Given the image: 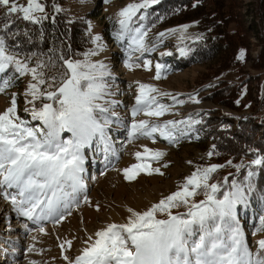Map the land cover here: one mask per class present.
Returning <instances> with one entry per match:
<instances>
[{
	"label": "snow or ice",
	"instance_id": "snow-or-ice-1",
	"mask_svg": "<svg viewBox=\"0 0 264 264\" xmlns=\"http://www.w3.org/2000/svg\"><path fill=\"white\" fill-rule=\"evenodd\" d=\"M155 3L157 0H141L121 9V32L117 35L122 36L124 30L131 32L129 25L140 9ZM0 6L6 8L5 16L22 13L21 18L32 23H40L47 18L42 0H27L26 5H19L16 0H0ZM12 23L9 19L3 27L7 29ZM185 27L182 26L181 30ZM135 32L136 35L132 36L135 50H149L144 43L146 33L138 28ZM180 51L184 54L183 49ZM238 58H243V50ZM61 59L65 70L57 75L46 76L42 71L43 64L37 62L35 67H30L26 61L18 59L10 53L5 37L0 35V73H6L11 68L21 75L31 74L32 80L25 94L31 97L27 102L33 105L32 118L42 122V126L31 127L17 115L15 94L11 105L0 112V188L16 190L15 194L2 191L0 195L9 200L20 215L37 221L58 216L56 222H59L64 218L61 208L66 209L71 203L70 193L66 189L74 193L83 186L82 150L87 145L98 139L104 145L105 152L111 149L106 128L111 123L110 107L116 102H104L108 87L104 77L109 73L102 63H91L87 59ZM148 64L146 60L144 67L147 68ZM161 67L160 64L156 65V79L160 78ZM8 83V80H4V87ZM4 87H0V91ZM157 92L152 85H138L135 104L131 109L133 120L130 137H151L159 133L161 137L173 141L177 138L175 132L184 134L179 128L184 123L182 121L155 123L148 119H135L140 113L146 117H161L169 110L168 106L160 104L156 96L152 95ZM41 99L48 102L37 106L34 102ZM192 99L198 102L195 97ZM110 115L116 116V113L111 112ZM61 132H70L71 138L62 140ZM145 153H150V156L145 158ZM134 155L143 162L122 170L126 180L135 179L140 172L160 171L159 168H151L149 160H158L163 153L145 146L144 153L136 152ZM228 163L231 164V161ZM251 164L259 165L261 159H253ZM219 167L223 165L197 168L185 177L176 191L145 211L129 208L127 222L108 223L97 230L85 241L86 246L79 255L74 258L64 255L67 264H264V239L257 241L255 253L250 252L243 244L236 221L237 206L247 202L244 188L233 180L231 190L224 191L218 197L221 185L210 183L211 174ZM234 167L239 171L244 165ZM251 175L253 173L249 172L248 176ZM201 192L203 200L192 199ZM180 207L185 211L172 212V209ZM158 213L165 214L167 218H157ZM259 221L257 230L264 231V215L259 217ZM224 228L227 229V236ZM39 230L44 231L43 228ZM65 243L71 247V241ZM63 247L61 245L62 255Z\"/></svg>",
	"mask_w": 264,
	"mask_h": 264
},
{
	"label": "rangeland",
	"instance_id": "rangeland-1",
	"mask_svg": "<svg viewBox=\"0 0 264 264\" xmlns=\"http://www.w3.org/2000/svg\"><path fill=\"white\" fill-rule=\"evenodd\" d=\"M242 1L246 4L253 0ZM133 2L139 3L141 0H67L63 5L62 8L68 12L71 18L82 17L86 20L88 33L92 37L91 47L78 60L87 59L91 63H102L109 73L104 77V82L108 85L104 102H116L110 107L111 123L106 128L111 149L105 152L104 145L97 139L82 150L84 172L81 173V179L85 186L77 189L75 193H71V189H66L70 193L71 203L66 209L61 208V214L64 217L62 220L56 222L59 219L58 216L39 221L24 220L27 217L21 215L26 231L22 236H19V239L13 240V242L8 241L2 236L3 232L0 234V253L2 254L0 264H30L33 261L36 264H67L64 255L70 258L79 255L86 246L85 241L94 232L105 227L109 222L116 224L127 222L129 216L121 218L124 210L128 212V208H131L135 211H145L161 198L176 191L178 186L184 182L185 177L199 168L198 162L205 155L203 144L195 140V136H192V127L198 122L196 117L198 111L217 108L223 113H231L235 117L253 116L256 113L264 115V105L262 106V102L258 100L260 95L256 86L252 90V93L255 94L252 99L246 96L247 84L241 88L237 98L238 102L244 105L242 111L232 110L210 100L200 99L201 95L205 93L204 87L213 78H204V74L209 73L211 66L212 70L217 66L215 61L189 65L185 69L177 71H173V63L166 64L164 62V57L170 58L171 51L174 49L180 56H184L180 51L182 48L176 46L195 36L196 22H187L184 25L157 32L140 29L142 33H146L144 43L149 49L147 51L135 50L136 46L132 44V36L136 35L135 29L137 28H133L131 24L129 25L132 29L131 32L124 30V34L118 36L117 34L121 32L119 12ZM16 3L26 5L27 0H16ZM246 19L250 21L251 17H246ZM182 26L187 27L181 30ZM161 33L164 35L161 36ZM95 37L98 39H94ZM256 42H258L257 39L254 36L251 37L250 43L255 45ZM254 45L250 48L249 56L251 58L249 60L244 57L240 58L237 67L222 71L219 77L237 85L245 79L247 80L250 75H254L256 71L251 69L250 64L257 58L259 49V46ZM241 50L244 53V49L240 47L237 57ZM88 53L92 54L86 55ZM11 54L26 61L30 67H35L39 62L36 56L31 62H28L23 56ZM146 60L149 62L147 68L144 67ZM157 64L162 66L159 79L155 78ZM4 80L9 81L7 87L3 85ZM31 80V74L21 75L11 68L6 70V73H0V87H4V90L0 91V112L11 105L12 96L15 94L17 115L26 121L28 126L37 127L42 126V122L32 118L33 105L27 102L31 100V97L25 94ZM139 84L154 86L158 92L152 93V95L156 96L160 104L168 106L169 110L161 117H146L140 113L135 119H148L155 123H163L168 120L182 121L184 123H181L179 128L183 131V135L175 132L174 135L177 138L173 141L161 137L159 133H154L151 137L129 136L133 120L131 109L135 104ZM250 84L253 85L252 82ZM159 93L168 95H159ZM192 97H195L198 102H194ZM177 101H183V103H177ZM37 102L40 105L48 101L41 99L34 103ZM111 112H115L116 116H111ZM192 121H196V123H192ZM101 122L103 121L101 120ZM60 137L62 140L70 139L71 133L61 132ZM145 146L163 153L158 160H149L151 168H159V172H140L133 180H126L123 171H120L119 174L110 173L122 165L128 168L132 164L143 162V160L138 161L134 154L136 152L144 153ZM149 156L150 153H145V158ZM205 167L208 166L205 165L203 168ZM253 168L254 166L250 163L244 184L237 182L244 188L247 202L237 206L236 221L244 246L250 252L255 253L258 248L257 241L264 239V231L257 230L260 226L259 217L264 215V195H259L256 203H252L250 200L252 190L249 179L255 175ZM249 172H252L253 175L248 176ZM2 191L15 194L16 190L5 187L0 188V192ZM7 202L13 211L12 204L9 200ZM157 218L166 219L167 217L165 214H161V217L157 216ZM3 219H0V230L9 224L6 221L3 222ZM13 224L14 221L10 222V225ZM40 228H43L44 231L41 232ZM224 234L228 235L226 228H224ZM66 241H71V247L65 243ZM61 245L64 246L63 255ZM30 246L31 251H29Z\"/></svg>",
	"mask_w": 264,
	"mask_h": 264
},
{
	"label": "trees",
	"instance_id": "trees-1",
	"mask_svg": "<svg viewBox=\"0 0 264 264\" xmlns=\"http://www.w3.org/2000/svg\"><path fill=\"white\" fill-rule=\"evenodd\" d=\"M66 1L42 0L47 18L40 23L22 19V13L5 16L7 10L0 6V35L5 37L10 53L23 56L28 62L36 56L44 65L42 71L46 76L65 70L61 57L78 60L92 45L86 20L82 17L71 18L62 8ZM57 8L60 10L57 11ZM246 17H251L250 21ZM9 19L13 23L5 29L3 25ZM187 22H196V34L176 46L184 50V56L174 49L170 58L164 57V62L173 63V71H177L189 65L215 61L217 66L213 70L211 66L209 73L204 74V78H213L204 87L205 93L200 99L242 111L244 105L238 102L237 97L247 84L246 96L252 99L255 95L252 90L256 86L260 95L258 100L263 106L264 0H253L246 4L242 0H157V3L140 9L131 25L142 31L157 32ZM253 36L258 41L255 45L250 43ZM253 45L259 46L257 58L250 64L251 69L256 71L254 75L237 85L219 77L222 71L239 65L237 52L240 47L244 49L243 57L249 60ZM36 105L39 106V103ZM196 117L199 122L192 127V136L203 144L205 154L198 162L199 168L223 165L210 176V183L221 185L218 197L230 190L233 180L244 184L251 161L261 159V164L253 165L255 175L249 179L252 190L250 200L256 203L259 195H264V115L256 113L253 116L235 117L215 108L198 111ZM238 164L244 165L239 171L234 167ZM192 199L203 200L204 195L201 192ZM184 211L183 207L172 209L175 213ZM157 216L161 217V214Z\"/></svg>",
	"mask_w": 264,
	"mask_h": 264
},
{
	"label": "bare ground",
	"instance_id": "bare-ground-1",
	"mask_svg": "<svg viewBox=\"0 0 264 264\" xmlns=\"http://www.w3.org/2000/svg\"><path fill=\"white\" fill-rule=\"evenodd\" d=\"M106 164V163H105ZM107 165V164H106ZM105 166V165H104ZM83 186H85L84 183H82ZM72 193V192H71ZM75 193V192H74ZM7 200L4 199V197L1 195L0 196V219H3V222L6 221L7 223H9L8 225H6L4 227V229L0 230V234L3 232L2 236H4V238L8 241H12L19 239V236H22L24 234V232L26 230L25 226H24V221L21 220V215L19 214V212L13 210L11 211V206L9 207L7 204ZM129 209V208H128ZM130 215L129 212H127L126 210H124L122 212V216L121 218L124 217H128ZM112 218V217H111ZM13 219V220H12ZM24 220H29V218H25ZM113 220V219H112ZM14 221L13 225H10V222ZM32 221V220H31ZM30 221V222H31ZM33 222V221H32ZM35 222V221H34ZM36 223V222H35ZM110 223V222H109ZM6 224V223H5ZM1 225V224H0ZM104 227V226H103ZM7 233V234H6ZM95 233V232H94ZM9 234V235H8ZM8 235V236H7ZM94 234H92L91 236H93ZM1 236V237H2ZM5 243V242H4ZM17 243V242H16ZM19 246V245H17ZM1 255L0 254V259H1ZM4 259V258H3ZM10 259V258H9ZM16 259V258H15ZM7 260V259H6ZM12 260V259H11ZM1 261V260H0ZM5 261V260H4ZM15 261V260H13ZM17 264V263H15Z\"/></svg>",
	"mask_w": 264,
	"mask_h": 264
},
{
	"label": "crops",
	"instance_id": "crops-1",
	"mask_svg": "<svg viewBox=\"0 0 264 264\" xmlns=\"http://www.w3.org/2000/svg\"><path fill=\"white\" fill-rule=\"evenodd\" d=\"M126 168V166H124V165H122V167H117V168H115L112 172H110V173H113V174H115V173H120V171H122L123 169H125ZM115 172V173H114ZM112 174V175H113ZM109 175H111V174H109ZM107 177H109V176H107ZM118 178H120V176H118Z\"/></svg>",
	"mask_w": 264,
	"mask_h": 264
}]
</instances>
